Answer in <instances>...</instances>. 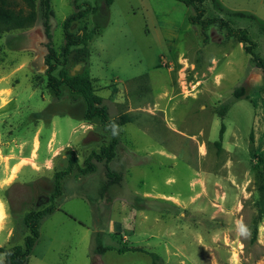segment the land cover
<instances>
[{"label": "rangeland", "instance_id": "1", "mask_svg": "<svg viewBox=\"0 0 264 264\" xmlns=\"http://www.w3.org/2000/svg\"><path fill=\"white\" fill-rule=\"evenodd\" d=\"M78 3L96 13L73 22L70 32L100 33L88 42L87 56L72 48L64 69L88 73L109 118L129 113L134 121L119 129L107 166L93 160L95 172L63 178L57 210L41 221L25 264H155L149 254L117 251L125 246L156 254V264H264V214L254 183L264 157V73L223 31L189 24L192 8L175 0ZM218 3L254 16L231 17L211 0L203 4L207 16L246 29L264 59V0ZM50 8V38L39 1L32 27L0 37V91L11 90L0 107V247L23 245V217L49 204L54 174L66 169L69 151L82 167L109 141L97 120L81 119L80 97L65 88L58 98L45 90L48 47L61 60L62 24L76 12L73 0H50ZM240 86L250 100H233ZM221 124L226 151L218 154L213 142ZM51 130L56 139L48 150H63L48 168L35 169L37 141L42 160ZM13 163L24 166L18 171ZM107 169L120 180H109Z\"/></svg>", "mask_w": 264, "mask_h": 264}, {"label": "trees", "instance_id": "2", "mask_svg": "<svg viewBox=\"0 0 264 264\" xmlns=\"http://www.w3.org/2000/svg\"><path fill=\"white\" fill-rule=\"evenodd\" d=\"M39 1L41 8L42 25L47 38L49 34V18L52 15L50 8V0H0V37L6 33L17 30H24L32 27L37 20L36 4ZM79 0H73L76 12L70 14L62 24L64 45L61 49V60L55 53V50L48 47V54L45 57V76L46 84L45 90L50 91L55 97H60L62 89L65 88L73 95L82 99L84 105V113L82 120L88 123L97 120L104 131L109 134V141L99 147L98 151H91L88 157L84 160L83 166L78 164L77 157L73 151L68 153V165L66 169L58 171L54 174V187L49 197V204L38 210H31L23 217V224L26 229V236L23 240V245L12 247H0V258L3 260L0 264H25L27 258L31 254L34 246L39 239V226L41 221L53 214L57 210L55 200L62 194V180L65 176L70 175L76 171L79 175L93 173L96 170L95 164L92 162H103L105 166L114 158L115 149L119 139V129L134 121V116L129 113H122L116 118H109L107 108L102 104V99L99 97L93 86L92 79L85 71L81 74L70 75L65 69L64 64L71 52L72 48L79 47V53L87 56V44L92 38L99 34V31L84 30L80 34H72L70 26L73 22L81 20L88 14H95L96 8L90 4L78 3ZM182 3L186 7L192 8L193 12L188 16L189 24L198 26L201 30H206L210 27H216L218 30L223 31L225 36L229 39L235 40L241 44L244 53L249 57L254 66L264 73V59L261 58L255 51L257 45L248 34L246 29L233 28L230 23L218 17H209L206 15V10L203 7L205 0H175ZM113 0H105L107 6L112 4ZM215 7L225 12L231 17L248 18L255 20L254 16L245 12H229L224 10L218 0H211ZM257 21V20H256ZM60 70L55 76L53 73L57 67ZM38 88L42 83L35 84ZM234 101L244 99L250 100V96L243 86L235 88L231 94ZM229 109V104L223 105L217 110V115L223 118ZM225 131V126L221 124L219 131V139L213 142L216 152L219 154L222 151V137ZM249 139L253 142V131L249 134ZM259 167L254 170V183L256 190L260 195L259 210L264 214V157L258 159ZM106 176L111 181L120 180V176L111 170L107 169ZM105 249V248H102ZM97 249L101 252L103 250ZM119 253L124 251H133L149 254L154 263L158 257L156 254H151L139 246H125L117 249Z\"/></svg>", "mask_w": 264, "mask_h": 264}, {"label": "crops", "instance_id": "3", "mask_svg": "<svg viewBox=\"0 0 264 264\" xmlns=\"http://www.w3.org/2000/svg\"><path fill=\"white\" fill-rule=\"evenodd\" d=\"M10 91L11 90H6V89H1V91H0V107H4L5 105H6V103L7 102H9L10 100H11V97H10ZM262 91V90H261ZM262 95H263V97H264V94L262 93V92H260ZM81 123H83L81 120H79V124H81ZM79 124H78V126H79ZM84 125L82 126V127H86V129H91L92 127L89 125V124H85V123H83ZM56 139V132L55 131H50V135H49V139L47 140V145L44 143L43 145H45V148H46V150H47V155L42 159V160H40V155H39V149L41 148V146H40V142H38L37 141V146H36V148H37V151H38V159H37V161H36V164H38V166H36L35 167V169H37L38 167H42V166H45V167H47L46 165L48 164V163H50L52 160H53V158H55L57 155H59V151H62L63 150V148L60 146V147H57V148H55V151H54V149H50V150H48L49 149V147H50V143L53 141V140H55ZM211 149H213V147H211ZM41 150V149H40ZM226 150L224 149V148H222V154L225 152ZM220 152V153H221ZM222 157V156H221ZM18 166V171H20L21 170V168H22V166H24V165H22V164H19V163H13L12 165H10L11 166V168H13L14 166ZM10 168V167H9ZM48 168V167H47ZM33 169V168H32Z\"/></svg>", "mask_w": 264, "mask_h": 264}]
</instances>
